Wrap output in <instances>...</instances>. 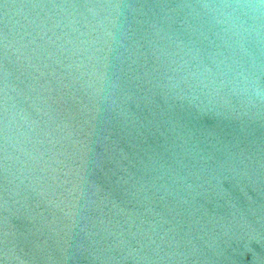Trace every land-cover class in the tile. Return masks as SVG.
Wrapping results in <instances>:
<instances>
[{"label": "water", "instance_id": "water-1", "mask_svg": "<svg viewBox=\"0 0 264 264\" xmlns=\"http://www.w3.org/2000/svg\"><path fill=\"white\" fill-rule=\"evenodd\" d=\"M0 264H264V0H0Z\"/></svg>", "mask_w": 264, "mask_h": 264}]
</instances>
